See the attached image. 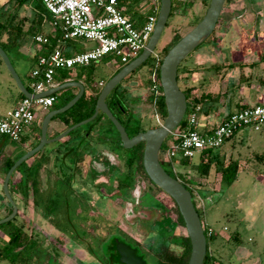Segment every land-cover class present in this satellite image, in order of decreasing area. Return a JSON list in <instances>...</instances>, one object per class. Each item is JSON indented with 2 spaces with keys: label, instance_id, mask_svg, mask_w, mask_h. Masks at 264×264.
I'll list each match as a JSON object with an SVG mask.
<instances>
[{
  "label": "rangeland",
  "instance_id": "374dc122",
  "mask_svg": "<svg viewBox=\"0 0 264 264\" xmlns=\"http://www.w3.org/2000/svg\"><path fill=\"white\" fill-rule=\"evenodd\" d=\"M173 1L175 4L174 13L169 17L155 49L160 57H163L165 47L171 46L178 36H183L199 22L208 7V1L210 2V0ZM3 2L5 3L7 0H0V5ZM251 7L261 8L264 14V0L259 4L253 3L252 0H227L225 2L215 31L181 62L180 71L182 66L183 71L179 84L182 88L189 83L188 79L191 80L190 84L195 81L194 83L198 85L197 96L206 93L209 89L218 90L221 87L222 73L224 72V32L228 28L236 27L234 23L243 22L242 17L237 18L239 13ZM6 10H14L13 2L7 4ZM20 13L22 16L29 17L25 24L26 28L34 16V10L31 6H25L20 10ZM262 18L264 19V15ZM44 28L47 32L52 29L49 21L44 23ZM233 31L235 34V36L233 34V38H235L239 30ZM65 43L69 46L68 51L70 48L81 51L95 45L94 41L84 38H77ZM28 45L31 49L30 53L27 50ZM35 49L36 45L31 37L19 51L7 48L14 67L26 85L29 84V75L35 63L32 57ZM150 61L151 57L123 79L119 86H128L126 99L145 129L158 126L164 120L154 101L149 98L153 93L149 79L152 76L151 70L155 68V65L151 66ZM214 64L222 66L221 69L211 68ZM117 65H120L117 58L105 56L96 61L93 68L78 65L71 70L58 69L56 80L62 81L63 75L68 72L74 79H82L88 87L92 86L96 91H99L102 88L99 81H107L116 70ZM194 68L196 70L192 71ZM194 72H197L195 80L193 79ZM206 81L211 82L209 88L205 85ZM201 83L204 86L200 87ZM74 88L72 87V89ZM18 92L19 88L15 79L0 56V113H3L1 111H5L8 107L15 106ZM60 92L61 90L54 93L56 97ZM208 93L213 94L211 91ZM218 102L205 101L204 106L224 107V104L219 105ZM105 119L107 120V118ZM111 126H109L111 131H105L103 126L98 127L96 137L82 143L76 141L75 143L62 144L60 140L48 143L42 151L45 156V164L41 170V188L44 190H41L39 197L37 196L40 201L38 207L35 208V215L29 217V209H31L29 205H32L33 196L30 195L26 198L22 195L26 199L24 200L23 214L30 219V225L26 226L27 231L30 233L31 228L29 227L33 226L41 231V236H46L47 249L51 252L49 264H102L88 251L86 244L76 240L73 235L75 230L73 225L82 238L89 241L96 249L98 248L97 251L101 250L110 234L116 231L128 234L139 242L141 251L145 253L149 264L154 263V255L159 253L162 244L169 243L167 232L172 230V235H188L185 225L179 222L176 226L174 225L177 220V209L173 198L159 189L149 190L151 184L145 177L139 174L135 185L128 189L118 187L117 177L113 181L109 180L125 169L123 161L126 152L124 148L116 145L119 142V136ZM87 127V124L81 125L79 130ZM31 129L35 130L36 136L41 132V127L36 124L31 126ZM34 134L28 129L27 135L30 139L28 146L38 140H34L36 137ZM253 134L258 135V133ZM106 136H110V139L105 138ZM0 145L2 146L1 157L11 152L12 157L15 158L27 150L24 143L13 141L10 138L1 139ZM246 145L242 148L241 155L238 154L237 148H233L230 141L225 142L217 150L223 163H227L224 160V154L231 151L242 164L238 176L232 184L222 182L221 173L217 170L218 163L215 161L212 163L209 175H202L197 165L185 166L175 163L173 168L174 172L183 175L182 178L193 189V201L201 213L204 226L212 228L215 233L216 237L210 245L211 251L217 257L222 258L219 250L226 239L224 236H229L234 231L240 234L241 246L252 250L250 258L243 259L232 254L238 245L234 242L227 243L223 257L225 264H264V157L263 159L257 157L258 155L264 156V139L260 144H257L261 146L258 150L259 154L250 153ZM66 146L73 147V151L67 157L62 155L63 151H67ZM107 149H111L113 153L107 154L103 151H107ZM162 154L166 157L164 152ZM100 155L106 156L107 159L102 157L99 159ZM76 157L81 158L78 163L74 162L73 158ZM76 165L79 166L78 170L74 169ZM166 167L169 168L168 165ZM4 172L5 170L2 171L1 177ZM183 179L181 180L185 182ZM58 180L61 182L57 183ZM0 188H2V195L5 196L3 184L0 185ZM148 190L150 195L160 202L159 204L146 198ZM55 195L58 196L55 197L58 201V208L55 210L53 207L46 208L45 210L48 211H45L46 217L42 210L48 202L52 203ZM99 237H102L103 240L100 244L97 241ZM126 239L136 245L133 239L128 237ZM172 246L177 248L176 245ZM56 250L59 253L56 254ZM47 263L45 261L44 264ZM0 264L11 263L5 259L0 261Z\"/></svg>",
  "mask_w": 264,
  "mask_h": 264
},
{
  "label": "trees",
  "instance_id": "16d2710c",
  "mask_svg": "<svg viewBox=\"0 0 264 264\" xmlns=\"http://www.w3.org/2000/svg\"><path fill=\"white\" fill-rule=\"evenodd\" d=\"M10 2H13V8H14L13 11L6 10V6ZM208 5H209V1H208ZM25 6H31L34 10V16L30 20V23L26 28H25V24L29 20V17L22 16L20 13V10L23 9ZM174 10H175V4H174V1L172 0V10H171L170 16L173 15ZM50 19H51V14L45 7L42 0H7V2L5 3L3 2V4L1 3L0 5V45H2V47L6 50L7 53H8L7 48H11L12 50L19 51L21 47L24 46V44L26 43L29 37H31L32 41L35 44H37L34 40V36L38 33H46L49 37V41L45 43L43 46H41L40 51L37 52L35 56H33V59L35 61L34 63V66H35L39 59V56L48 54L52 49H54L57 46L59 39L61 38V31L58 28L52 27L51 31H48V32L44 30V23L46 21L50 22ZM181 37L182 36H178L171 46H167L164 48L165 53L163 57H160V59L158 60V65L155 68L156 75L159 80H160V65L162 63L164 56L167 54L168 50ZM67 41H70V40H67ZM67 47L69 49V46ZM67 52L69 53V51ZM107 56L111 57L112 55H107ZM150 57H151L150 63L152 64L151 66H154L155 61H156V56L152 53ZM115 58H117L118 62L120 63L119 68L115 71V72H118L124 64L120 61L118 57H115ZM95 63L96 61L88 65H82V67L93 68L95 66ZM213 67L216 69H221L222 66L214 64L213 66H211V68ZM66 69L71 70L73 68H66ZM194 70H196V68H194L192 71ZM182 71H183V66L180 71V65H179L178 82L181 79ZM151 72H153V70H151ZM67 73L63 75V79L62 81H60L61 83L71 80V78H73L71 75H69V73L68 74ZM56 76H57V72L55 74V79H56ZM29 79H30V75H29ZM88 81L89 80L87 79V82ZM122 81L108 95L107 102L111 110L115 113V115L119 118V120L125 125L129 135L133 136L139 133L140 131H143L146 129L143 128V126L140 123L139 117L130 108L129 103L126 99V95L129 90L128 86L124 85L122 87H119L121 86ZM149 81L152 82V79H149ZM26 86L29 90H32L29 84ZM72 87H65L61 89V92L58 97H56V95L53 94L56 97L53 108H59L65 105L68 101H70L75 96L76 93L73 92ZM193 88L194 87L192 86L182 88V90L186 94L187 103H188L186 114L190 111V109L194 106V104L205 103V101H215L218 99L217 96H214L213 94H210V93H202L200 96H195L193 93ZM161 89H162V86H161ZM100 90L96 91L94 88H92V86H90V90L89 91L85 90L81 98L73 106H71L69 109H67L64 112L57 114L56 116L53 117V119L60 118L66 124L71 126L83 119L90 117L95 111V105H96V101L100 93ZM23 96H24L23 93L19 90L17 94V98L20 99ZM149 98L151 101H154V103L156 104L158 108V111L161 112L163 115V118H165L167 114V108L165 104L164 95L163 94L156 95L153 92ZM104 117L107 118V120H105L106 123L103 121ZM185 119H186V115L181 121V123L179 124V126L184 124ZM86 124L88 126L87 128H81L79 130L80 126L77 127L76 129L69 132L65 137L60 139V142L62 144H68L71 138H73L76 135H81V132L85 130V133L82 139L80 140V143H82L88 139L87 135L91 133L93 129L100 127V126H103V128L105 129L106 124L108 126L112 125L111 127H114V129L116 130L119 136V142H117L116 145L124 148L126 152H125V157L123 161L125 169L122 170L121 173H119L118 175L112 177V179L110 180L113 181L117 177L119 180L118 187L120 189H128V188H132L135 185L136 178L140 174L142 177H145L148 180V182L151 184L149 186V190L156 188L161 191H164L149 178L148 174L145 171L144 164H143V153H144V146H145L144 142H141L131 148H125L122 144L119 131L116 129L115 125L104 113H101V112L93 120L89 121ZM4 138L6 139L7 137H4ZM27 138H28V135L24 134L19 142L23 143L27 140ZM105 138L110 139V136H106ZM171 138L172 136L171 134H169L167 138L165 139V141L163 142L161 152H160V160L163 166L165 167V169L174 177H177L180 180L183 179L182 174L174 172L173 168H174L175 163L185 165V166L197 165V168L202 175H209L212 163L215 161L218 163L217 170L221 173V180L223 183L232 184L236 180L238 176L239 159L231 158L227 163H223V159L221 158L219 152L217 151L220 148L205 150L199 153L194 158L175 157L173 159H168L167 157L163 156L162 153L169 146ZM39 140L40 139L38 138V140H36V142L32 145V147L37 145ZM65 149L68 150V152L66 151L67 155L71 151H73V147L68 149V147L66 146ZM42 151L43 149L37 152L32 157H30L29 159L23 161L15 170V172L16 171L19 172L20 176L18 178H14V173H15L14 172L10 179V190H12L13 188H16L26 198L32 195L37 205L39 204V201H40L39 200L40 198L38 199V197L40 196L39 193L41 192V190H44L41 188V181H42L41 170L45 164V156L43 155L44 152ZM22 154H20L19 156H21ZM1 156L2 155L0 154V157ZM19 156L13 158L12 155H8V156L4 155L3 157L0 158V162L3 160L2 163L4 165L5 173L9 170V168L13 165V163L17 160V158H19ZM257 157L259 159H263L264 156L258 155ZM80 159L81 158L76 157L74 158V162L78 163ZM167 165L169 166L170 169L166 167ZM74 169L78 170L79 166L76 165ZM58 182L60 183L61 181L58 180L57 183ZM185 182L183 183L193 192V189L191 188V186L187 182L186 183ZM70 189L72 190L71 185H70ZM149 190L146 193V198L154 202L155 204L156 203L159 204L160 202L157 199H155L152 195H150ZM57 194L59 193L57 192ZM55 197L57 198L58 196L55 195L51 201L52 203L48 202V204L44 206L45 208L43 207L44 212L46 211L45 210L46 208L53 207L54 210L58 208L57 206L58 201H56ZM175 204H176V209H177V220L174 222V225L176 226L178 222L185 225V222H184L183 216L180 213L179 207L176 202ZM11 211H12V205L10 206V212ZM20 213L21 212L19 210L17 215L13 219L0 224V261L3 259H6L11 264H44L45 261H47L48 262L47 264H49L50 259H51L50 251H48V249H46L42 245L36 233H33V232L29 233L28 231H26V226L30 225L29 224L30 219L26 217L21 218ZM200 216H201V213H200ZM18 217H19V220H17ZM73 227L75 228L73 235L76 238V240L78 242L86 244L88 251L91 254H93L96 258L100 259L103 264H124L120 262L116 257L117 252L115 251L116 249L114 248V243H113L114 238H112L109 243H105L103 245V247L101 248V250L103 251H101L100 249L99 251H97L98 248L96 249L89 241L82 238L80 234L76 232L75 225H73ZM204 228H205V233L207 235L208 245H207V253H206L203 264H224L223 259L220 257H217L215 253L211 251L210 245H211L212 240H214L216 237L215 233H212L211 235H209L208 234L209 227L205 225ZM171 231L167 232V234L169 235V238H168L169 243L162 244L159 253L154 255L153 264H188L190 253H191V241H190L189 236L188 235H179V236L172 235ZM118 235H119V231H116L115 236H118ZM110 236L112 235L110 234L109 237ZM97 241L100 244L101 241H103L102 237H99ZM241 241L242 240H241L240 234L237 231L232 232L227 239L228 243L234 242L237 245H239ZM172 245H176L177 248H174V246ZM143 256L145 257V253H143Z\"/></svg>",
  "mask_w": 264,
  "mask_h": 264
},
{
  "label": "built area",
  "instance_id": "2783aa9c",
  "mask_svg": "<svg viewBox=\"0 0 264 264\" xmlns=\"http://www.w3.org/2000/svg\"><path fill=\"white\" fill-rule=\"evenodd\" d=\"M42 1L51 14V26L61 31V38L48 54L39 56L33 67L29 79L33 93L56 86L55 74L59 68L88 65L107 55L118 57L123 64H127L146 46L157 21V14H150L143 26H136L120 9L121 0ZM77 38L92 40L95 45L81 51L70 48L68 53L65 42ZM34 40L41 47L49 41V37L46 33H38ZM153 54L156 56V68L160 56L156 51ZM155 68L151 76V89L160 95L163 90ZM55 99L53 94L37 98L21 97L14 107L0 116V139L7 137L20 141L36 122L40 107H51ZM202 109L201 103L194 104L184 124L170 133L172 138L164 151L168 159L194 158L205 150L220 148L241 130L260 131L264 127V102L244 105L205 127L201 123ZM212 233V228H208V234Z\"/></svg>",
  "mask_w": 264,
  "mask_h": 264
},
{
  "label": "water",
  "instance_id": "95a60500",
  "mask_svg": "<svg viewBox=\"0 0 264 264\" xmlns=\"http://www.w3.org/2000/svg\"><path fill=\"white\" fill-rule=\"evenodd\" d=\"M227 0H210L209 5L199 20L186 34H184L167 52L160 65V81L165 98L167 114L161 124L155 127L140 131L130 136L125 125L119 120L109 107L107 97L111 91L133 70L143 64L155 51L163 30L168 22L172 0H160V8L155 28L141 53L124 64L121 69L111 76L102 86L98 95L94 113L62 131L54 137H48V127L54 116L60 114L73 106L83 95L85 86L78 80H68L56 86H52L42 92L33 93L27 88L14 64L0 45V56L5 62L9 72L15 79L17 87L24 96L37 98L51 95L65 88L76 86L79 91L65 105L49 110L41 122V136L37 145L24 152L7 171L3 181V191L6 198L12 205V211L0 218V224L13 219L19 207L10 191V179L17 167L42 150L48 143L58 141L77 127L93 120L100 112L104 113L119 131L122 144L125 148H131L141 142L145 143L143 153V164L149 178L177 203L180 213L183 216L188 236L191 241V253L188 264H203L207 253V235L199 211L193 201L192 191L177 177L171 175L163 166L160 160V152L163 142L167 136L181 123L186 115L188 103L185 92L178 82V67L180 63L195 48L203 43L215 30L220 19L222 10ZM114 248L117 251V259L124 264H148L146 258L137 253V248L130 243L113 239Z\"/></svg>",
  "mask_w": 264,
  "mask_h": 264
},
{
  "label": "crops",
  "instance_id": "0c3cea01",
  "mask_svg": "<svg viewBox=\"0 0 264 264\" xmlns=\"http://www.w3.org/2000/svg\"><path fill=\"white\" fill-rule=\"evenodd\" d=\"M261 1L262 0H252V2L255 4H259ZM119 6L122 12L125 15H127L135 23L136 26L141 27L146 22L150 14L158 13L159 8H160V0H121L119 3ZM262 15L264 14L261 8L260 9H256L254 7L246 8V10L242 13H239L237 17L239 19L242 17L243 22H241L240 24L234 23L236 27H234L233 29L228 28L226 32H224V72L222 73L223 79H222L221 87L219 88L220 90L219 89L216 90L215 88L208 90V91H211L214 96L218 97V99L215 100V102L219 101L218 104L219 105L224 104L223 105L224 107L219 108L218 105L205 107L204 103H201L202 106H204L203 112L201 113V116H202L201 123L204 127L209 124L213 125V123L218 122L219 119L223 115L225 116L227 113L237 110L243 107L244 105H252V104H258V103L264 102V19L262 18ZM248 16H249V19H248ZM235 29L239 31L236 37L233 38V34H234L233 30ZM48 31H51V29ZM34 45H36V49L32 57L35 56L36 53L40 51V47L35 43ZM29 49H30V46L28 45L27 50L30 53L31 49L30 50ZM193 75H194L193 79L195 80L197 77V72H194ZM71 80H78V79L71 78ZM78 81L84 84L85 90H88V91L90 90V87H88L82 79ZM190 81L191 80L188 79L189 83H187L185 87H189V86L194 87L195 89L193 88V93H195L196 90L199 89V87L197 84L194 83L195 81H192V84H190L191 83ZM101 82H103L104 84L106 81L100 80L99 81L100 85H101ZM55 83L56 85H58L61 82L55 79ZM205 85H207V87L209 88V86L211 85V82L206 81ZM199 86L201 87L204 85L203 83H201ZM73 87H75L74 89H72L73 92L77 93L79 91V88L76 86H73ZM208 91L206 93H208ZM197 93L198 92H196L194 95L197 96L198 95ZM18 100L19 98H17V94H16V104ZM53 105L49 108H46V109L40 108L38 110V116H37V119L34 125L36 124L37 126L41 127L42 119L44 118L45 114L49 110L53 109L54 107ZM11 108L12 107H8L6 108L5 111H1L3 113H0V116L4 115ZM105 120L106 119L104 117L103 121L105 122ZM68 127L69 125L66 124L64 121H62L60 118H54L49 123L48 137H54L60 134L62 131H64ZM97 129L98 127L93 129L92 132L87 135V138L92 139L96 137ZM29 130L31 131V133L33 134L35 133L34 129L32 130L30 128ZM109 130H110V127L106 124L105 131H109ZM27 131L24 134H27ZM84 133H85V130L81 132V135H76L73 138H71L68 144L70 142L75 143L76 141H80ZM253 133H258V135L257 134L254 135ZM40 136H41V132L38 136L34 138V140L38 138L40 139ZM1 139H5V138H1ZM263 139H264V127L260 131L249 130V129L241 130L229 141L234 149L237 148V152L239 155H241V152L243 150L242 148H244L246 144H248L246 146L248 147V150L250 153L259 154L260 152L258 150L261 148V146L257 144H260L263 141ZM91 142L92 140L90 141V143ZM23 143L27 147V150L32 148V145L28 146V144L30 143L29 136L27 140ZM105 150L103 151L106 152L107 154L113 153L111 149H107V151ZM1 152H2V146L0 145V154ZM65 153L66 152L63 151V155L67 157V153L66 154ZM8 155H12L11 152L7 153V156ZM100 156H102V158H106V156H103V155H100ZM231 158H237L233 156V152L229 151L226 154H224V160H226L227 162ZM2 161L0 162L1 163L0 167L2 166L0 168V185L1 186L3 184L5 175L7 173V172L6 173L4 172V175L1 177L2 171L5 170L3 167ZM241 165L242 164L239 160L238 173L242 167ZM19 176H20L19 172L16 171L14 173V178H18ZM10 191L21 212L20 217L24 218L25 217V215L23 214L24 203H25L24 200L26 199L22 197V194L16 188H13ZM1 192H2V188H0V217L2 218L10 213L11 205L8 202V199L5 196H3ZM29 207L31 208L29 209L30 211L29 217H31V215L36 214L35 208L38 207V205H36L35 201L32 200V205H29ZM42 212L44 216L47 217L46 212H44L43 210ZM29 228H31V232L37 234V236L39 237V241L47 249V243L45 241L46 236L44 237L41 236V231L37 230L36 227L32 226ZM26 231H27V228H26ZM224 237H226V239L223 242L222 248L219 250L220 251L219 254L220 256H222L223 261H225L223 258L224 248H225V245L228 243L227 239L229 236H224ZM56 251H57L56 254L59 253L58 250ZM251 252H252L251 249L243 248L240 243L235 248L232 254L233 256L236 254L238 257L244 259L247 257L250 258V256L252 255ZM4 260L5 259L1 261H4Z\"/></svg>",
  "mask_w": 264,
  "mask_h": 264
},
{
  "label": "flooded vegetation",
  "instance_id": "af4514ba",
  "mask_svg": "<svg viewBox=\"0 0 264 264\" xmlns=\"http://www.w3.org/2000/svg\"><path fill=\"white\" fill-rule=\"evenodd\" d=\"M119 68V66L117 65V68H116V70ZM115 70V71H116ZM114 71V73L111 75V76H113L116 72ZM101 157L102 156H100V158L99 159H101ZM110 180V179H109ZM72 187V186H71ZM72 192H73V188H72ZM75 197H78L77 195H74ZM116 233V232H115ZM115 233H112L111 235L112 236H110L109 238H108V240H107V242L106 243H109L110 242V240L112 239V238H115V237H118L120 240H122V241H125V242H127V243H130L127 239H126V237H128V238H131V239H133L135 242H136V245L135 244H133V243H130L132 246H134V247H136L137 248V253H139V254H141L142 256H143V253H142V251H141V247L139 246V242L137 241V240H135L134 238H132V237H130L128 234H123L122 232H119V235L118 236H115ZM116 251V250H115ZM117 252V251H116ZM144 257V256H143ZM145 258V257H144ZM98 261L99 262H101V260L100 259H98ZM102 263V262H101ZM103 264V263H102Z\"/></svg>",
  "mask_w": 264,
  "mask_h": 264
}]
</instances>
